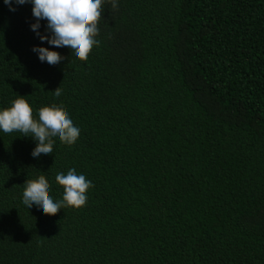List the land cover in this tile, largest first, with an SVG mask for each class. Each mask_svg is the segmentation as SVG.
<instances>
[{"label": "trees", "instance_id": "1", "mask_svg": "<svg viewBox=\"0 0 264 264\" xmlns=\"http://www.w3.org/2000/svg\"><path fill=\"white\" fill-rule=\"evenodd\" d=\"M102 8L87 61L52 47L53 66L31 51V5L0 0V108L22 95L81 130L41 158L0 132V264H264V0ZM70 168L92 182L84 206L21 203L40 174L61 199Z\"/></svg>", "mask_w": 264, "mask_h": 264}, {"label": "clouds", "instance_id": "2", "mask_svg": "<svg viewBox=\"0 0 264 264\" xmlns=\"http://www.w3.org/2000/svg\"><path fill=\"white\" fill-rule=\"evenodd\" d=\"M110 2L113 10L118 8V0H3L9 11L18 6L31 5L35 22L30 24L40 45L31 49L40 62L49 65L61 63L59 52L52 47L66 50L71 59L87 61L100 29L98 23L102 17V5ZM46 21L44 33L41 21ZM44 43L50 47L42 46ZM59 99L63 93L59 87L52 92ZM80 128L75 126L69 113L56 105L44 106L33 115V108L22 95H16L8 107L0 108V132L10 134L19 132L23 137L31 138L35 146L30 155L33 158L52 157L54 142L71 146L80 136ZM55 182L62 186V198L54 199L45 175L24 182L21 203L27 208H35L39 214L56 215L65 207L80 208L87 202V191L93 185L84 174H77L74 168L67 173L58 172Z\"/></svg>", "mask_w": 264, "mask_h": 264}]
</instances>
